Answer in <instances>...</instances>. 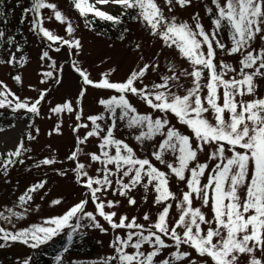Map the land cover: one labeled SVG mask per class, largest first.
<instances>
[{"label":"snow or ice","instance_id":"obj_1","mask_svg":"<svg viewBox=\"0 0 264 264\" xmlns=\"http://www.w3.org/2000/svg\"><path fill=\"white\" fill-rule=\"evenodd\" d=\"M193 3L194 0H163L162 6L159 0H73L86 26L94 22L88 19L89 14L115 25L122 24L128 16L141 23L161 47L145 62L142 44L134 43L138 63L122 80L112 79L116 68L101 72L94 79L78 61H71L81 80L79 92L74 101L65 100L49 111L57 115L69 113L75 118L74 145L66 159L72 162L76 183L85 189L84 198L62 215L13 230L15 220L39 211V204L35 208L32 205L35 195L46 189L47 180L31 184L18 197L19 210L7 207V215L0 211V219L13 226H0V248L18 242L38 249L66 228L71 229L69 239L83 227L102 233L110 228L114 234L109 245L113 254L104 258L103 264H264V96L257 93L258 81L264 80V0H211L214 7L205 6L211 19L210 29H206L198 12L191 17L193 23L172 14L176 7L183 9ZM97 5L118 6L122 11L114 15ZM42 9L52 10L47 19L63 25L68 38L45 27L42 17L33 21V27L47 41L57 44V53L67 46L70 56L78 55L82 43L74 35L76 28L55 3L34 0L26 11L34 10L40 17ZM225 31L230 43L221 39ZM127 32L129 29L124 28L122 41ZM4 37V31H0V38ZM164 49L174 51L188 67L168 61L161 71ZM218 57H239L238 67ZM40 59L51 61L50 67L57 66L49 51H44ZM16 62L14 54L6 61L0 60V64ZM149 73L155 74L157 80L145 83ZM43 76L46 79L41 83L63 82V77L54 76L53 71H46ZM12 79L23 85L21 75ZM185 81H190V86ZM89 88L100 93L96 103L102 111L85 117L83 100ZM49 91L45 88L38 90L35 98H22L0 80V108L39 116ZM245 96L253 99L245 100ZM131 98L150 111H139ZM173 118L190 134L181 132L172 123ZM121 123L141 150H146L149 142L152 150L140 155L126 139L118 138ZM61 124L58 122L48 134H62ZM82 129L84 134L80 135ZM35 131L38 134L39 128ZM90 138L97 141V151H86ZM27 139L35 140L36 136L29 132ZM30 151L21 139L14 150L0 153V174L6 178L11 167L24 165L23 157ZM169 153L175 157L174 162L166 158ZM201 154L206 157L204 162L200 161ZM60 162L55 156H45L35 167L51 166L56 174L66 177L67 170L55 168ZM93 164L99 165L95 175L89 171ZM171 177L187 188L179 197L171 189ZM138 188L144 190V202L149 191L155 193L153 204L160 206L155 220L145 212V223H140L137 216L116 211L121 200L106 199L111 192L135 207L138 201L131 193ZM196 200L200 201L199 207L194 205ZM90 202L94 212L86 211ZM50 203L60 205L62 200L57 198ZM173 207L178 210L174 220L170 214ZM205 208L210 216L203 211ZM85 220L87 223L82 224ZM55 259L57 264H63L61 255ZM30 260L25 258L20 264H30Z\"/></svg>","mask_w":264,"mask_h":264},{"label":"rangeland","instance_id":"obj_2","mask_svg":"<svg viewBox=\"0 0 264 264\" xmlns=\"http://www.w3.org/2000/svg\"><path fill=\"white\" fill-rule=\"evenodd\" d=\"M49 2L55 3L58 10L65 14L76 28L74 35L82 43V49L78 55L73 54L70 56V50L67 46H63L61 51L57 53L54 51L57 44L47 41L42 33L33 27V21L42 17L44 18L45 27L58 35L68 38L63 25L54 19H47V16L51 15L52 10L42 9L40 17L37 16L34 10L26 11L32 8L34 0H12L15 9L12 15L8 14L9 9L6 6L3 11L0 9V31H4V26H8L12 32L4 31L5 37L10 34V37L13 38L11 41L7 38L5 44L0 45V60L6 61L10 55L14 54L17 61L15 65L0 64V80H3L13 92L22 98H35L38 95V90L45 88L50 90L46 101L41 104L42 110L40 115L34 116L35 127L29 126V117L25 113L12 114L7 112L5 114V121L0 116V129H3V131H0V153H4L10 149L14 150L21 139L24 140L25 146L31 149L23 157L25 159L24 165L17 164L11 167L6 178L0 174V211H4V214L7 215L6 208H16L18 197L25 192L28 186L40 180H47L46 189L35 195L32 205L35 208V205L39 204V211L33 210L24 219L15 220L13 230L29 227L33 224H42L47 217L62 215L68 208L84 198L85 189L76 183L74 173L71 171L73 167L72 162L66 159L74 145L72 127L75 125V118L69 113L57 115L49 111L50 107L60 104L65 100L74 101L79 92L81 80L79 75L73 71L71 61H78L80 66L86 68L94 79H98L101 72L108 71L110 68H116L117 71L113 74L112 79L122 80L138 63V55L133 51L134 43L142 44L145 62L150 61L161 47L160 42L150 38L145 27L139 22L131 21L124 27L129 29V32L124 33L125 39L122 41L120 35L123 30L119 31L116 29L112 22L96 19L89 14L88 19L94 22L91 26H86L85 18L80 16L71 0H49ZM91 2H95V0H91ZM159 2L163 6V0H159ZM97 6L114 15L122 11L118 6ZM205 6L214 7L211 4V0H194L191 7L183 9L176 7L173 9L172 14H175L179 20H187L189 23H193L191 17L194 13L198 12L206 29H210L212 27L211 19L205 12ZM21 8L23 9V13L19 14L18 12ZM165 11L167 12L166 7ZM17 18L19 19L17 20ZM221 39L226 43H230L225 33L222 34ZM49 44L52 45L51 49L49 48ZM44 51H49V55L57 62L56 67H50L51 61H42L40 59ZM221 58L238 67L237 61L239 57H218V59ZM168 61L176 63L178 67H188L183 59L178 57L174 51L164 49L163 56L161 57V71L167 66ZM60 66H63L62 71H60ZM46 71H53L54 76L61 75L63 77L62 84L55 85L52 80H49L47 83H41V80L46 79L43 76V73ZM17 74L22 76V86L12 79ZM156 80L157 76L149 73L145 83ZM204 82L206 81H202V83ZM258 84L257 93L259 96H264V80H259ZM185 85L190 86V81H185ZM180 91L182 93L183 89ZM99 94L92 88L88 89L87 95L83 100L85 117L89 114L102 111V107L96 103V98ZM9 99H12V97H9ZM244 99H253V97L245 96ZM131 101L138 107L139 111H150L136 98H131ZM5 108L12 110L9 107ZM209 119H213V117L209 116ZM61 121L62 134L53 132L52 135H49L48 133ZM172 123L181 132L190 134V130L180 125L174 118L172 119ZM36 128H39L38 134L35 131ZM27 131L35 135L36 139L29 141L27 136L24 137ZM83 134L84 130L82 129L80 135ZM117 136L118 138L126 139L134 148H137L140 155H145L152 150L151 142H149V147L146 150H141L131 135H129L128 130L124 128L123 123L120 124ZM156 142H159V138H157ZM96 144L97 141L94 138H90L86 151H97ZM29 156L31 159H28ZM45 156H55L58 161H61L55 165V168L67 170V176H59L51 166L35 167L38 161ZM166 158L169 161H175V157L170 153ZM205 159L204 154H201L200 161L204 162ZM154 163L158 167L164 168V165H160L156 161ZM209 163L211 162L209 161ZM98 166L97 164H93L89 170L90 173L95 175V169ZM203 182L206 183L207 181L204 180ZM170 184L172 191L178 197L182 191H187L185 184L177 181L175 177L170 178ZM45 192H47V195H45ZM42 195L44 196L43 200L40 199ZM131 195L138 201L135 207L129 206L127 201L118 195L113 196L111 192L107 194L106 199L121 200V206L116 211L120 214H127L129 217L137 216L140 223H145L143 221V214L145 212H148L152 220H155L157 210L160 207L153 204L155 193L151 191L147 193V202L143 200V196L145 195L143 188L133 190ZM57 198L61 199L62 203L55 206L51 205L50 202ZM194 205L199 207L200 201H194ZM16 210L19 209L16 208ZM86 211H95L94 205L91 202L86 206ZM203 211L209 216L211 215L207 208L203 209ZM170 214L174 220L178 216V210L173 207ZM98 219L104 224L105 228H109L106 222L99 217ZM81 223L86 224L87 221L85 220ZM0 226L5 228L13 227L2 219H0ZM76 233L86 236L88 247L61 252L59 255L63 257V264H103V259L113 254V249L109 245L110 241L114 238V234L110 228L107 233H102L98 229L83 227L78 229ZM257 255H259V252ZM28 257L31 258L30 264H47V260L43 257H36L33 260L32 249L23 244L0 248V264H20L23 259Z\"/></svg>","mask_w":264,"mask_h":264},{"label":"trees","instance_id":"obj_3","mask_svg":"<svg viewBox=\"0 0 264 264\" xmlns=\"http://www.w3.org/2000/svg\"><path fill=\"white\" fill-rule=\"evenodd\" d=\"M71 2L73 3V0H71ZM7 7V9H9V15H12L15 12L14 9V4L12 3V0H0V9L3 11L4 7ZM19 14L23 13V9L21 8L20 11L18 12ZM134 14V13H133ZM19 18H17L18 20ZM132 20L128 18V16H125L123 18V23L120 25H115V28L120 30H123V28L125 26H127ZM32 23V22H31ZM17 25H19L17 23ZM17 28H19L18 26H16ZM4 31H7L9 33L12 32L11 29L8 28V26H4ZM118 31V33H119ZM225 34L227 35L226 31ZM10 37V34L7 37L4 38H0V45H4L5 41L7 40V38ZM9 112V113H15V114H19V113H25V115H27L29 118V126L35 127L34 125V116L30 113L25 112L24 110H20L18 112H13L12 110H8L6 108H0V116L2 117L3 121H5L6 116L5 114ZM29 133V131H27L25 133V136H27V134ZM71 231V229H65L62 233H60L57 237L53 238L51 241H49L47 244L40 246L38 249H32V253H33V257L32 259L34 260L36 257H43L45 260H47V264H56V257L63 251H65V249L67 248L68 250H72V249H85L88 247V242L86 241V236L84 234L79 235L78 233H75L72 235V238L69 239V232ZM17 244H21V243H11L10 245H17ZM32 260V261H33ZM87 264V263H86Z\"/></svg>","mask_w":264,"mask_h":264},{"label":"bare ground","instance_id":"obj_4","mask_svg":"<svg viewBox=\"0 0 264 264\" xmlns=\"http://www.w3.org/2000/svg\"><path fill=\"white\" fill-rule=\"evenodd\" d=\"M20 132V130H18Z\"/></svg>","mask_w":264,"mask_h":264}]
</instances>
